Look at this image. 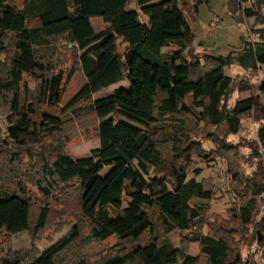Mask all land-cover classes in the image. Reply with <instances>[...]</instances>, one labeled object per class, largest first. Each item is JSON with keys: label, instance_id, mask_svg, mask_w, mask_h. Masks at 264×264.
I'll return each instance as SVG.
<instances>
[{"label": "trees", "instance_id": "trees-1", "mask_svg": "<svg viewBox=\"0 0 264 264\" xmlns=\"http://www.w3.org/2000/svg\"><path fill=\"white\" fill-rule=\"evenodd\" d=\"M129 1L0 0V116L8 126L0 134V233L25 231L34 240L50 230L51 216L65 213L48 202L65 196L73 183L67 197L78 224L31 264H248L243 248L255 240L264 248V219L257 221L264 197V84L227 70L260 76L264 0H241L249 7L235 20L254 22L239 48L201 58L195 47L204 44L192 25L208 0H134L137 7L161 5L160 20L148 15L143 21L127 9ZM59 41L70 45L79 69L62 71L53 62ZM118 41L127 45L123 55ZM171 47L176 51L162 52ZM75 77L79 85L62 103L63 89ZM25 78L35 85L32 92ZM122 82L128 91L95 98ZM243 93L250 95L233 101ZM61 104L57 115L43 110ZM249 117L258 124L256 140L233 145L228 139ZM90 128L98 149L70 157L66 144ZM205 143L213 149L205 150ZM243 147L248 157L240 153ZM217 160L225 163L234 203L226 217L208 219L211 182L196 178L199 163ZM253 160L257 169L246 175L240 162ZM169 235L179 239L178 247ZM113 238V253L98 262L83 255L88 244ZM192 245L198 246L196 257L189 253ZM0 264L27 263L21 253L0 247Z\"/></svg>", "mask_w": 264, "mask_h": 264}, {"label": "rangeland", "instance_id": "rangeland-1", "mask_svg": "<svg viewBox=\"0 0 264 264\" xmlns=\"http://www.w3.org/2000/svg\"><path fill=\"white\" fill-rule=\"evenodd\" d=\"M249 7V3L246 2L243 5V8L247 9ZM128 10H136L140 19L143 21L146 20V16L150 15L153 18L160 20L162 18V8L159 1H154L150 4L137 7L135 5L134 0H130L127 6ZM237 14V13H236ZM145 17V18H144ZM216 19L215 26L210 27L211 23ZM97 20V19H96ZM93 20V25L98 30L102 29V25L100 21ZM242 22L239 24L235 20V16L230 14L228 11L226 0H208L207 3L202 4L198 8V17L197 22L192 25L193 32L196 36L197 41H200L204 44V49L195 47L197 54L195 56L197 58H201L204 54H210L213 57H219L226 55L230 49L239 48L241 46V38L247 34L248 31L253 26V19H242ZM117 53L119 55H123L127 45L123 44L122 41L117 42ZM169 51H176V48H167L162 52L166 53ZM74 53L72 52L70 45L64 47V43L59 41V44L55 48V56L53 62L61 69L62 71H67L70 67L74 66L75 69H79V66L75 60L73 59ZM264 73V69L261 70V74L257 79L251 73L244 74L245 76H241L243 72L237 68L233 67L230 70H227V74L238 77L245 78L250 83L255 85L264 84V77L262 74ZM250 74V75H249ZM77 77L72 78L70 82L63 89V101L67 100V97L75 92L79 85V81L76 80ZM25 82L28 83L29 90L32 92L34 90L35 85L25 78ZM123 89L128 91L129 85L127 82H122L117 85H114L106 90H101L98 94L95 95V98L102 97L104 95L109 94L113 90ZM249 93H243L239 96H235V99H244L249 97ZM231 101V104H233ZM262 103L264 104V98L262 99ZM83 108L87 107V105H83ZM62 108V104L52 108L46 109L43 107L44 111H48L52 115H57L58 110ZM63 109V108H62ZM68 116H64L63 118ZM7 124L0 116V134L5 136V130L7 129ZM258 124L254 123L252 119L245 118L242 122V130L241 132L234 137H230L228 141L233 145H247L248 142H252L256 140ZM99 147V142L95 134V130L92 128L87 131L81 132L79 136L75 139L70 140L69 143L66 144V153L72 158H82L88 156L92 151L97 150ZM205 150H212L213 146L209 143H205ZM240 153H243L248 157L250 151L246 147L240 149ZM261 162L264 164V155ZM258 165L257 160H253L252 162L244 163V161L240 162V166L242 167L243 172L246 175H251L254 171H256ZM264 166V165H263ZM199 167L202 169V173L199 177L196 178V181L210 180L212 192L214 193V199L209 204L206 212V218L210 219L213 216L217 217H226L228 210L231 208L234 203V197L232 194V189L230 186L229 180L225 177V163L221 160H217L215 162L209 164L199 163ZM221 169L224 173V179L226 180L228 186L227 188H220L215 186L217 181V170ZM264 170V168H263ZM192 176H190L191 178ZM0 186L2 184L0 183ZM74 184L70 185V189L66 190L65 196H57L54 199L49 200V205L51 210L53 211H62L65 213L64 215H52L51 222L52 226L50 230L45 231L44 233H40L36 239L32 240L31 236L28 232H19L14 236H8L5 233H0V247H2L5 251L11 250L15 253H21L23 258L27 264H31L32 260L37 258L44 251L49 249L51 246L56 244L60 239H62L67 233L71 230V228L78 224L75 219H72L70 215H74L75 204L74 201L67 197L68 192L74 189ZM31 192L32 198H36L37 202H42L43 200L38 194L36 189L29 188ZM74 196V195H73ZM258 205L260 207V215L257 218V221H261L264 219V197L258 200ZM69 215V216H68ZM153 219L156 223V235L163 238L162 228L160 227L159 220L156 218V215H153ZM84 234L89 235V227L84 225ZM171 241L174 243L176 247L179 246V239L176 236L169 235ZM117 244V240L115 238L102 242V243H90L83 250V255L88 259L90 258L91 262H98L100 259L105 257L108 253H113L111 250ZM198 246L192 245L190 246V255L193 257L198 256ZM242 258L248 264H264V248L260 247L255 241H252L249 245L245 246L242 250Z\"/></svg>", "mask_w": 264, "mask_h": 264}, {"label": "built area", "instance_id": "built-area-1", "mask_svg": "<svg viewBox=\"0 0 264 264\" xmlns=\"http://www.w3.org/2000/svg\"><path fill=\"white\" fill-rule=\"evenodd\" d=\"M217 20L215 19L213 21L212 26H214L216 24ZM217 187L220 188H227L228 184L226 182V180L224 179V173L221 171V169L217 170V181H216V185Z\"/></svg>", "mask_w": 264, "mask_h": 264}, {"label": "water", "instance_id": "water-1", "mask_svg": "<svg viewBox=\"0 0 264 264\" xmlns=\"http://www.w3.org/2000/svg\"><path fill=\"white\" fill-rule=\"evenodd\" d=\"M228 11L232 14H236L240 10L241 0H226Z\"/></svg>", "mask_w": 264, "mask_h": 264}, {"label": "crops", "instance_id": "crops-1", "mask_svg": "<svg viewBox=\"0 0 264 264\" xmlns=\"http://www.w3.org/2000/svg\"><path fill=\"white\" fill-rule=\"evenodd\" d=\"M244 4H245V3H241L240 10L245 9V8H243V5H244ZM240 10H239L238 12H240ZM238 12H236V13L238 14ZM230 14H232V13H230ZM237 14H235V15L232 14V15L236 16ZM214 20H215V19H214ZM217 23H218V21H217ZM212 24H213V22H212L211 25H210V27H212V28L217 27V25H218V24H217L216 26H215V25L212 26ZM262 69H264V67H261V68H260V70H262Z\"/></svg>", "mask_w": 264, "mask_h": 264}]
</instances>
